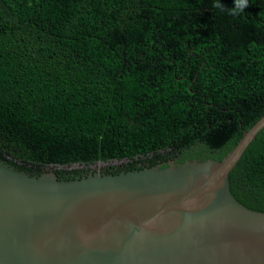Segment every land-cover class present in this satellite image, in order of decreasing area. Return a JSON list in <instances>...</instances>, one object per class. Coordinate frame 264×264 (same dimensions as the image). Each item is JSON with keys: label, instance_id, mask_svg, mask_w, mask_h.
Segmentation results:
<instances>
[{"label": "trees", "instance_id": "1", "mask_svg": "<svg viewBox=\"0 0 264 264\" xmlns=\"http://www.w3.org/2000/svg\"><path fill=\"white\" fill-rule=\"evenodd\" d=\"M215 2L0 0V162L220 161L264 114V0ZM228 182L264 213V129Z\"/></svg>", "mask_w": 264, "mask_h": 264}, {"label": "water", "instance_id": "2", "mask_svg": "<svg viewBox=\"0 0 264 264\" xmlns=\"http://www.w3.org/2000/svg\"><path fill=\"white\" fill-rule=\"evenodd\" d=\"M264 114L220 160L59 179L0 162V264H264V213L238 203L228 176Z\"/></svg>", "mask_w": 264, "mask_h": 264}, {"label": "clouds", "instance_id": "3", "mask_svg": "<svg viewBox=\"0 0 264 264\" xmlns=\"http://www.w3.org/2000/svg\"><path fill=\"white\" fill-rule=\"evenodd\" d=\"M213 8L224 10L223 4L220 0H216L212 5ZM248 7V0H234V7L231 9H227L229 15L238 16L244 9Z\"/></svg>", "mask_w": 264, "mask_h": 264}, {"label": "flooded vegetation", "instance_id": "4", "mask_svg": "<svg viewBox=\"0 0 264 264\" xmlns=\"http://www.w3.org/2000/svg\"><path fill=\"white\" fill-rule=\"evenodd\" d=\"M118 164H119V162L118 163L111 164V165L112 166H116ZM111 165L103 168V172H106L107 170L119 171L118 167L111 168ZM138 166H140V164ZM94 172H96V171L94 169H92L91 167H89L87 169L84 168L83 171L81 173H79V174H73V173H71L70 175H67V177L71 176L73 178H80V177L86 176L89 173H94Z\"/></svg>", "mask_w": 264, "mask_h": 264}, {"label": "rangeland", "instance_id": "5", "mask_svg": "<svg viewBox=\"0 0 264 264\" xmlns=\"http://www.w3.org/2000/svg\"><path fill=\"white\" fill-rule=\"evenodd\" d=\"M90 166H92V165H90ZM89 166V167H90ZM105 167H107V166H101V167H98V166H96L95 168H94V170L97 172L98 170L100 171V172H103V168H105ZM48 168L49 169H54L55 167H53V166H48Z\"/></svg>", "mask_w": 264, "mask_h": 264}]
</instances>
